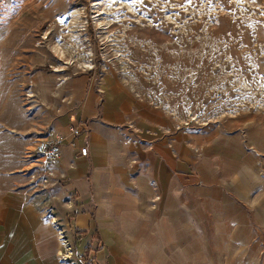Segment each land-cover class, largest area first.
<instances>
[{
    "label": "rangeland",
    "instance_id": "obj_1",
    "mask_svg": "<svg viewBox=\"0 0 264 264\" xmlns=\"http://www.w3.org/2000/svg\"><path fill=\"white\" fill-rule=\"evenodd\" d=\"M82 72L116 73L196 133L217 127L245 135L264 127V0H0V193L25 191L40 211L51 209L55 223L46 220L64 231L71 260L94 264L99 241L78 249L82 232L71 235L70 221L57 217L60 206L49 200L56 192L37 181L32 162L34 145L64 116L70 77ZM194 192L201 204L202 192ZM258 218L250 224L255 239L230 240L225 257L264 264ZM204 230L193 222L190 241L213 250L220 240L201 238ZM213 257L193 255L203 263Z\"/></svg>",
    "mask_w": 264,
    "mask_h": 264
},
{
    "label": "crops",
    "instance_id": "obj_2",
    "mask_svg": "<svg viewBox=\"0 0 264 264\" xmlns=\"http://www.w3.org/2000/svg\"><path fill=\"white\" fill-rule=\"evenodd\" d=\"M97 79L89 72L70 77L64 116L46 137L63 136L60 160H32L37 181L47 178L57 193L49 197L60 206L57 217L70 221L71 235L82 232L78 249L99 241L94 264H242L225 254L230 240L255 239L251 221H263L264 127L196 133L116 73ZM70 126L81 132L71 134ZM194 191L202 192L201 204ZM197 221L207 224L201 238L220 240L213 250L190 241ZM60 249L32 197L1 191L0 264H63ZM197 253L214 257L203 263L193 259Z\"/></svg>",
    "mask_w": 264,
    "mask_h": 264
},
{
    "label": "built area",
    "instance_id": "obj_3",
    "mask_svg": "<svg viewBox=\"0 0 264 264\" xmlns=\"http://www.w3.org/2000/svg\"><path fill=\"white\" fill-rule=\"evenodd\" d=\"M69 131L73 135H77L81 132L77 126H70ZM61 139H62L61 136L59 137L56 136L51 139H43V140L38 141L34 149L35 154L45 164H57L61 157V145H60ZM79 152L81 155H85L86 148L85 147L80 148ZM47 175L49 176L51 175V173L47 172ZM43 180L47 181V178L45 179L43 178ZM41 211L43 212V216L45 219L51 220L52 222L55 223L54 216H53L54 214L51 212V209L46 208L44 206L41 209ZM57 233L59 235V238L61 239L64 249L66 248V251H68L64 253V257H63V254H60L61 252L59 253L60 261H62L65 264H75L71 260V257L68 255V253H70L71 250H70L68 239L66 238V235L63 234L64 231H62L60 227H57Z\"/></svg>",
    "mask_w": 264,
    "mask_h": 264
},
{
    "label": "bare ground",
    "instance_id": "obj_4",
    "mask_svg": "<svg viewBox=\"0 0 264 264\" xmlns=\"http://www.w3.org/2000/svg\"><path fill=\"white\" fill-rule=\"evenodd\" d=\"M36 145V144H35ZM35 145H34V149H35Z\"/></svg>",
    "mask_w": 264,
    "mask_h": 264
}]
</instances>
